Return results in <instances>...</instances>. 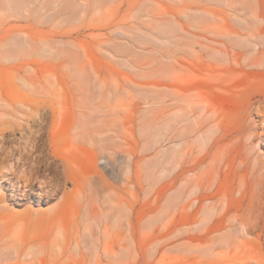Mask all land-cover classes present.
<instances>
[{"label":"rangeland","instance_id":"rangeland-1","mask_svg":"<svg viewBox=\"0 0 264 264\" xmlns=\"http://www.w3.org/2000/svg\"><path fill=\"white\" fill-rule=\"evenodd\" d=\"M9 97L59 100L68 179L15 206L0 166V264H264V0H0Z\"/></svg>","mask_w":264,"mask_h":264},{"label":"bare ground","instance_id":"bare-ground-1","mask_svg":"<svg viewBox=\"0 0 264 264\" xmlns=\"http://www.w3.org/2000/svg\"><path fill=\"white\" fill-rule=\"evenodd\" d=\"M186 70V66H176L175 77L178 81L183 80ZM45 99L52 106L51 108L37 106L42 99H38L39 101L37 99L20 100L12 97L0 99V166H9L14 169V172L21 169L24 173L20 178L21 183L10 185L7 188L9 200L15 206L23 205L31 197L39 204H47L59 192L66 191L68 178L63 163L61 160L54 159L49 153L51 144H55L57 141L53 138L54 135L49 136V132L53 130V126L61 114L58 108L60 102L53 97ZM70 104L73 108L70 140L71 143L80 145L83 142L81 136L84 126L95 123L92 108H95L96 105L92 100L89 102L71 100ZM257 114L264 116V105L258 106ZM40 173H42L41 177H39ZM2 175L0 170L1 178ZM36 183L38 190L33 191L32 187ZM78 191L79 189L76 187L71 190L74 195ZM29 215L22 219V224L28 233L31 231L30 220L32 219L31 214ZM37 215L41 217L40 213ZM7 217L8 215H0V222ZM195 220L191 221L190 225H197ZM13 229L14 225L11 224L7 230L0 231V243L8 239L7 237Z\"/></svg>","mask_w":264,"mask_h":264}]
</instances>
